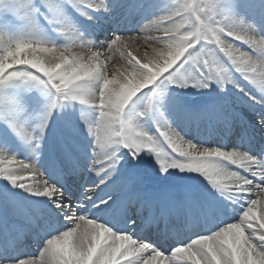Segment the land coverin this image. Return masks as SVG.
Returning <instances> with one entry per match:
<instances>
[{
	"label": "snow or ice",
	"instance_id": "obj_1",
	"mask_svg": "<svg viewBox=\"0 0 264 264\" xmlns=\"http://www.w3.org/2000/svg\"><path fill=\"white\" fill-rule=\"evenodd\" d=\"M0 264H264V0H0Z\"/></svg>",
	"mask_w": 264,
	"mask_h": 264
},
{
	"label": "bare ground",
	"instance_id": "obj_2",
	"mask_svg": "<svg viewBox=\"0 0 264 264\" xmlns=\"http://www.w3.org/2000/svg\"><path fill=\"white\" fill-rule=\"evenodd\" d=\"M29 248H30V250H34V248H35V245H34V244H32V242H29Z\"/></svg>",
	"mask_w": 264,
	"mask_h": 264
}]
</instances>
